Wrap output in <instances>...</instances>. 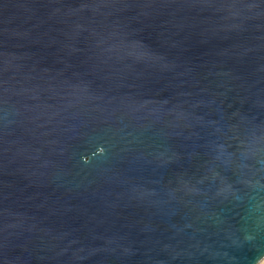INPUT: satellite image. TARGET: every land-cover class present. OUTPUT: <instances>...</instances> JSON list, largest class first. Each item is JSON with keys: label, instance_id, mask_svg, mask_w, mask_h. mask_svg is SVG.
<instances>
[{"label": "water", "instance_id": "obj_1", "mask_svg": "<svg viewBox=\"0 0 264 264\" xmlns=\"http://www.w3.org/2000/svg\"><path fill=\"white\" fill-rule=\"evenodd\" d=\"M264 0H0V264H263Z\"/></svg>", "mask_w": 264, "mask_h": 264}, {"label": "bare ground", "instance_id": "obj_2", "mask_svg": "<svg viewBox=\"0 0 264 264\" xmlns=\"http://www.w3.org/2000/svg\"><path fill=\"white\" fill-rule=\"evenodd\" d=\"M264 264V263H263Z\"/></svg>", "mask_w": 264, "mask_h": 264}]
</instances>
